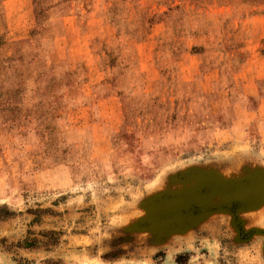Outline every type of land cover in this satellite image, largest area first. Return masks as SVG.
I'll list each match as a JSON object with an SVG mask.
<instances>
[{"label": "rangeland", "instance_id": "374dc122", "mask_svg": "<svg viewBox=\"0 0 264 264\" xmlns=\"http://www.w3.org/2000/svg\"><path fill=\"white\" fill-rule=\"evenodd\" d=\"M263 132L264 0H0V264H264Z\"/></svg>", "mask_w": 264, "mask_h": 264}, {"label": "crops", "instance_id": "0c3cea01", "mask_svg": "<svg viewBox=\"0 0 264 264\" xmlns=\"http://www.w3.org/2000/svg\"><path fill=\"white\" fill-rule=\"evenodd\" d=\"M237 135H239V133H238ZM263 135H264V132H263ZM263 140H264V139H263Z\"/></svg>", "mask_w": 264, "mask_h": 264}, {"label": "water", "instance_id": "95a60500", "mask_svg": "<svg viewBox=\"0 0 264 264\" xmlns=\"http://www.w3.org/2000/svg\"><path fill=\"white\" fill-rule=\"evenodd\" d=\"M231 211L233 212V210L231 209Z\"/></svg>", "mask_w": 264, "mask_h": 264}]
</instances>
